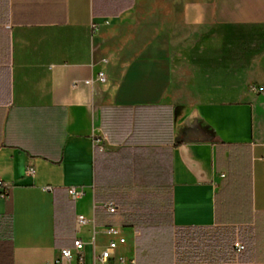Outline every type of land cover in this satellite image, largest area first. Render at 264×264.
I'll list each match as a JSON object with an SVG mask.
<instances>
[{
  "label": "crops",
  "instance_id": "obj_1",
  "mask_svg": "<svg viewBox=\"0 0 264 264\" xmlns=\"http://www.w3.org/2000/svg\"><path fill=\"white\" fill-rule=\"evenodd\" d=\"M229 143L244 221L216 214ZM0 178V264H264V0H0Z\"/></svg>",
  "mask_w": 264,
  "mask_h": 264
},
{
  "label": "trees",
  "instance_id": "obj_2",
  "mask_svg": "<svg viewBox=\"0 0 264 264\" xmlns=\"http://www.w3.org/2000/svg\"><path fill=\"white\" fill-rule=\"evenodd\" d=\"M227 170L222 188L216 193V214L227 221H244L252 207V156L250 144H223L217 147Z\"/></svg>",
  "mask_w": 264,
  "mask_h": 264
},
{
  "label": "built area",
  "instance_id": "obj_3",
  "mask_svg": "<svg viewBox=\"0 0 264 264\" xmlns=\"http://www.w3.org/2000/svg\"><path fill=\"white\" fill-rule=\"evenodd\" d=\"M105 23H108L106 21ZM97 24H94V27H96ZM97 81L101 83H105L107 81V75L104 71H100L96 77ZM94 80L92 78L85 80V83L90 84ZM79 81L74 82V86L78 84ZM26 172L28 175H34L35 174V168L34 166L30 165L27 167ZM14 188V183L8 182L2 178H0V199H8L11 196L12 189ZM46 189H51L50 186L46 187ZM71 196L76 199L78 197H81L84 194L83 188L79 187H72L69 190ZM108 209L111 212H114L116 210V207L112 204L108 205ZM87 220L84 215H80L78 217V223L79 225L85 223ZM106 232L109 235H120V230L114 226L107 227ZM126 242V239L124 237H120L119 240H111L109 244L106 246V248L102 251L100 255V260L102 262H105L115 251V249L118 246V243H124ZM235 246L239 250H243L245 246L241 242H236ZM74 248L76 252L79 254V260L81 262L84 261V257L82 255L83 249H84V242L80 239L75 240L74 242ZM74 255V251L72 248H64L61 251V255L58 259L54 260L51 264H68V262L72 259ZM213 264H221V263H213Z\"/></svg>",
  "mask_w": 264,
  "mask_h": 264
}]
</instances>
